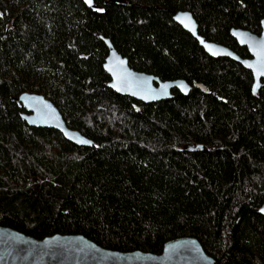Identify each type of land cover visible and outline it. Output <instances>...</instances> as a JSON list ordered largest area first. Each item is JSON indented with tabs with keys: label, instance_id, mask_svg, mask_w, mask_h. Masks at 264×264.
<instances>
[{
	"label": "trees",
	"instance_id": "1",
	"mask_svg": "<svg viewBox=\"0 0 264 264\" xmlns=\"http://www.w3.org/2000/svg\"><path fill=\"white\" fill-rule=\"evenodd\" d=\"M94 1L0 0V227L153 255L194 238L217 264H264V82L254 94L249 71L173 21L190 12L200 36L245 59L230 30L259 35L264 1ZM102 38L133 70L191 91L150 104L118 95ZM26 92L93 145L29 127L15 101Z\"/></svg>",
	"mask_w": 264,
	"mask_h": 264
},
{
	"label": "water",
	"instance_id": "2",
	"mask_svg": "<svg viewBox=\"0 0 264 264\" xmlns=\"http://www.w3.org/2000/svg\"><path fill=\"white\" fill-rule=\"evenodd\" d=\"M89 9H96L94 0H81ZM264 1V0H263ZM173 21L188 32L212 58H226L250 71L252 92L258 93L264 79V20L260 35L244 29H231L230 36L247 49L250 59H242L232 50L206 41L198 34V25L190 12L179 11ZM103 70L109 76L107 87L121 96L144 104L170 100L172 91L187 96L192 87L183 80L161 81L153 75L130 68L129 61L117 52L108 39ZM194 88L206 93L199 83ZM24 109L21 118L29 127L52 129L79 147H91L93 142L78 131L68 128L58 108L43 95L22 93L15 99ZM264 217V204L257 210ZM0 264H217L194 238H180L164 245L160 255L139 251L121 253L97 246L81 235H53L42 240L28 237L10 228L0 227Z\"/></svg>",
	"mask_w": 264,
	"mask_h": 264
},
{
	"label": "flooded vegetation",
	"instance_id": "3",
	"mask_svg": "<svg viewBox=\"0 0 264 264\" xmlns=\"http://www.w3.org/2000/svg\"><path fill=\"white\" fill-rule=\"evenodd\" d=\"M261 33V32H260ZM260 35V34H259ZM237 43V42H236ZM238 45V44H237ZM239 46V45H238ZM240 47V46H239ZM242 48H244V47H242ZM247 50V49H246ZM248 52V51H247ZM236 54V53H235ZM248 55H249V53H248ZM249 59L251 58L250 57V55H249V57H248ZM248 58H245V59H248ZM243 59V58H242ZM250 72V71H249ZM251 73V72H250ZM251 76H252V74H251ZM252 80H253V77H252ZM263 82H264V79H262L261 80V83H262V86H263ZM253 84V83H252ZM262 88V87H261Z\"/></svg>",
	"mask_w": 264,
	"mask_h": 264
}]
</instances>
